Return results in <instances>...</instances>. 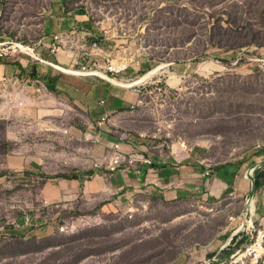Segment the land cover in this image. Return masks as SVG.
Segmentation results:
<instances>
[{"label":"rangeland","instance_id":"1","mask_svg":"<svg viewBox=\"0 0 264 264\" xmlns=\"http://www.w3.org/2000/svg\"><path fill=\"white\" fill-rule=\"evenodd\" d=\"M103 29L112 56L139 62L115 83L92 76L101 128L99 111L77 109L103 136L104 160L85 133L0 118V264H228L224 250L264 229V188L250 195L249 177L264 160V0H0V42L87 41ZM153 81L162 91H147ZM109 142L144 150L163 189L57 191L68 177L80 186L109 173L94 166ZM175 142L184 161L167 156Z\"/></svg>","mask_w":264,"mask_h":264},{"label":"crops","instance_id":"2","mask_svg":"<svg viewBox=\"0 0 264 264\" xmlns=\"http://www.w3.org/2000/svg\"><path fill=\"white\" fill-rule=\"evenodd\" d=\"M53 34L60 33L55 32L43 37V45L41 47L35 45L37 51L45 60L54 64L64 67L76 66L80 61L82 47L86 43L84 37L75 34L68 40L61 35L64 48L58 54L50 55L46 43ZM63 62L66 64L64 65ZM49 67L47 64L33 62L28 56L17 52L0 59V118L14 122H33L41 129L53 127L60 131L69 130L72 134L85 133L95 144V149L98 151L96 156H100L98 159L104 160L107 156L102 152L103 136L100 133H91L92 123L88 115L77 110L93 108L99 113L102 111L104 100L96 103L94 98V93L100 86L92 76L79 77L58 73L57 70ZM101 113L97 120L102 116ZM111 144L112 142H109V146ZM121 148L126 154L134 152V147L127 143H122ZM167 156L175 161H184L190 155L181 143L175 142L169 145ZM156 171L155 167L143 166L140 176L125 169L109 172L105 176L94 172L86 176L87 179H83L80 186H76L78 185L75 184L76 180L71 179L65 183L58 182L59 187L55 188L58 192H63L65 186L77 187L84 194L92 195L95 199H105L123 189L127 192L136 191L143 186L149 189H161L164 186L160 176L155 174ZM189 175L191 174L184 173L181 177L185 178ZM185 179H188L184 181L185 183H190L189 178ZM174 184L184 183L176 179ZM192 185L193 187L196 185L194 180Z\"/></svg>","mask_w":264,"mask_h":264},{"label":"built area","instance_id":"3","mask_svg":"<svg viewBox=\"0 0 264 264\" xmlns=\"http://www.w3.org/2000/svg\"><path fill=\"white\" fill-rule=\"evenodd\" d=\"M112 33L103 29L97 37H93L91 35L90 37L96 39L86 41L81 50L80 61L73 67H64L45 60L35 47V45L41 47L43 45L44 38L40 39L33 45L14 41L1 42L0 59L6 55L17 52L30 57L38 63L47 64L53 69L64 74L79 77L95 76L110 83H115L116 76L127 72L131 68L132 62L135 63V65H139V62L136 58L131 60L128 57L112 56L111 52L107 48V41H113ZM117 33V38H125L127 36V33L123 29H120ZM46 46L50 55L58 54L59 51L64 48L61 34H53L50 37V40L46 43ZM122 48L123 47L121 46V49ZM150 76L144 79L143 75L138 79L139 83L135 86H143L147 84ZM147 88L148 92H153L154 90L162 91V87L154 81L151 85H148ZM105 120L106 117L101 116L95 125L98 128H101L105 123ZM84 139L88 140L89 138L85 135ZM181 146L187 149L184 143H181ZM110 148L111 150L109 152L108 159L106 158L103 163H94L95 167L104 165V168L110 172H115L121 167H127V169H129L133 174L140 176L142 174L143 166L152 167L154 162V160H152L149 156H145L143 151H135L132 154L127 155L122 151L120 142L112 143ZM242 231H244V229L237 233L235 232L232 239H234L235 235H238ZM226 259L228 260V264H264V229L258 228L257 230L252 231L248 237V241L226 257ZM208 262H210V260H207V264Z\"/></svg>","mask_w":264,"mask_h":264},{"label":"trees","instance_id":"4","mask_svg":"<svg viewBox=\"0 0 264 264\" xmlns=\"http://www.w3.org/2000/svg\"><path fill=\"white\" fill-rule=\"evenodd\" d=\"M93 39L96 38H88V41H91ZM145 156H148L146 152H144ZM156 166L153 162L152 167ZM51 177H46V179H49ZM70 180L71 179H75L74 176H72L71 178L68 177ZM255 188L259 189V188H264V164L258 169V171L255 173ZM236 239H234L232 242H234ZM236 249L231 246L229 248H227L226 250H224V255H226V257H228L231 253H233Z\"/></svg>","mask_w":264,"mask_h":264},{"label":"bare ground","instance_id":"5","mask_svg":"<svg viewBox=\"0 0 264 264\" xmlns=\"http://www.w3.org/2000/svg\"><path fill=\"white\" fill-rule=\"evenodd\" d=\"M156 71H157V68L154 69V70H152V71H150L149 74H145V75H144V79H146L148 76L152 75V74L155 73ZM136 83H139V81L135 82V84H136ZM246 207H247V208H246V212H244V215H245V216L248 214L249 211H252V209H253V198L248 199V203H247V206H246ZM245 216H244V219H243V221H242V224L240 225V227L238 228V230H239L240 228H245V227H244L245 222H246V217H245ZM247 225H249V224H247ZM238 230H237V231H238Z\"/></svg>","mask_w":264,"mask_h":264},{"label":"water","instance_id":"6","mask_svg":"<svg viewBox=\"0 0 264 264\" xmlns=\"http://www.w3.org/2000/svg\"><path fill=\"white\" fill-rule=\"evenodd\" d=\"M263 164H264V160L261 161V162H259V163H257V164L254 166V168H253V170H252V173L249 175V177L252 179L250 195H251V193L253 192V190L255 189V173L258 171V169H259ZM248 199H249V198H247V202H246V205H245V208H244L243 212H246V208H247L246 206H247V203H248ZM232 238H233V235H232V237H230V239H229L228 241H230ZM224 247H225V245H224ZM224 247H222V248H224Z\"/></svg>","mask_w":264,"mask_h":264}]
</instances>
